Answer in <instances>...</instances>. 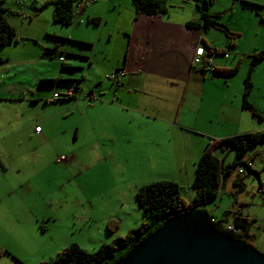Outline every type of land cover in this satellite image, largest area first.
<instances>
[{
	"label": "rangeland",
	"instance_id": "374dc122",
	"mask_svg": "<svg viewBox=\"0 0 264 264\" xmlns=\"http://www.w3.org/2000/svg\"><path fill=\"white\" fill-rule=\"evenodd\" d=\"M49 1L0 0L5 18L19 36L18 44L0 47V84H4L0 89L7 93L0 94V264H15L14 259L17 264H65L59 253L71 244L92 253L117 242L147 221L136 194L153 182H177L182 197L190 203L195 195L191 187L193 163L200 158L196 154L193 160L188 155L190 138L200 149L209 137L215 138L214 133H172L162 122L142 120L107 104H97L92 110L89 89L102 83L101 88L109 90L117 83L107 77L115 71L108 60L124 57L121 41L125 38L116 33V26L118 18L131 17V0H122L123 8L111 5L108 13L107 0H81L71 26L53 22ZM194 1L167 0L168 12L179 16L183 8L190 16L196 11ZM209 13L219 16L218 21L237 35L238 48L228 50L222 32L213 30L206 37L226 50L231 61L242 59L234 76L222 79L231 81L232 89H244L251 63L248 50L254 39L258 43L264 37V0H214ZM88 16L100 18L102 24H89ZM79 38L94 48L80 44ZM54 47L72 54L89 53L93 68L88 71L87 61L65 53L63 65L61 55L45 54ZM218 59L224 67H235V62H226L223 56ZM69 62L86 69L62 70ZM83 74L87 81L72 102H53L54 91L62 94L65 86L55 90L39 84L42 79L60 76L79 80ZM252 82L250 102L264 110V60L257 64ZM15 91L11 96L9 92ZM19 92H23L22 99L17 97ZM38 96L49 100L33 103ZM111 100L105 96L104 103ZM209 101L213 106L212 95L206 96ZM243 123L248 133L264 131L263 121L254 122L262 128L259 131L251 129L250 120ZM37 126L42 133L36 132ZM215 154L225 164L235 158L231 150L216 149ZM245 161L248 166L239 165L226 179L220 197L201 209L223 220L225 227L237 216L248 219L246 243L264 253V190H259L264 181V146L250 150ZM235 181L242 190L233 184ZM163 218L162 214L156 220ZM125 249L121 246L118 251Z\"/></svg>",
	"mask_w": 264,
	"mask_h": 264
},
{
	"label": "crops",
	"instance_id": "0c3cea01",
	"mask_svg": "<svg viewBox=\"0 0 264 264\" xmlns=\"http://www.w3.org/2000/svg\"><path fill=\"white\" fill-rule=\"evenodd\" d=\"M52 1H49L47 5H50ZM101 1L98 0L97 2ZM194 3L196 8L195 13H191L188 16L182 8L181 14L179 16L174 15L173 17L169 12L167 14L153 16L138 14L131 0V17L118 18L116 26V33L123 34L125 38L121 41V51L122 55L125 53L124 57L121 59L115 58L114 60H112V57L108 60L111 65V70L124 69L125 75L117 83H112L109 90L102 89V83L97 84L98 88L91 87L89 89L87 95L90 100L94 101L91 104L92 110L97 107V104H107L118 110L122 109L137 114L142 120H150L152 123L162 122L161 124L165 126V129L167 128L172 133H214L215 138L209 137L208 143L212 140H219L247 132L244 127L245 124L243 123L245 120L251 121V129L258 131L262 129L259 126H254L256 125L254 122H259L260 120L255 118L250 110L243 107L244 89H240L239 87L232 89L233 83L222 79L228 76L217 75L211 70L213 68L217 71H227L232 69V66L224 67L220 64L218 58L223 55L216 54V51L227 53L226 50H222L215 44H211L207 38L208 36L206 37V35L211 34L210 32L216 29L204 31L201 27L197 26L201 24V18L196 7L197 0ZM105 4L107 13L110 11L111 5L120 8H123L124 5L122 0H107ZM175 8L181 9L178 6ZM126 12L128 15V8ZM90 18L88 16L89 24L95 26L102 24L100 18H91L100 19L98 24L90 23ZM189 22L196 23V26L189 27ZM54 23L58 24L56 22ZM10 25L13 26L11 23ZM13 27L15 28V26ZM112 38L113 35L111 32L108 34V39L111 40ZM79 39V41H82L79 42L80 44L87 45L91 49L94 48L88 40ZM203 41L212 49V68L202 66L195 61L194 55L196 47L202 46L206 49ZM222 41L224 45L226 44L227 50L238 48L237 42L229 46L226 37ZM18 42L13 45L18 44ZM262 49H264V37L258 43L254 39L248 50L247 57H251L254 52ZM52 53L61 55L59 59L63 65L65 63V57L62 55L65 53V55L71 54L73 58L80 57L84 61H87L88 71L93 68L94 61L88 56L89 53L85 55L74 53V55L70 50H62L57 47L45 51L46 55L50 54L51 56ZM230 58L231 56L228 54V58H225L227 60L226 62L231 64L235 62V65L240 64L241 66L242 59L239 58L231 61ZM70 69L71 71L79 69L85 71L86 66L72 64L70 62L62 66V70ZM56 80H58L56 85L46 87L57 90L59 86L63 85L65 86V90L62 93L70 89L78 94L81 91L82 84L87 81V77L83 74L79 80L76 77H73V80H71L69 77L60 76ZM3 85L1 83L0 87ZM54 92L59 93L58 91ZM9 93L11 96H15L17 92ZM0 94L4 95L7 93L2 92L0 89ZM207 95H212L213 106H210V101L209 103L206 102ZM22 96L23 92H19L17 97L22 99ZM105 96L112 99L110 103H104ZM42 99L49 100L45 96H38L32 102L38 103ZM62 101L72 102L75 100L65 99ZM251 104L258 113L264 114V110H260L257 104ZM241 131L245 132L242 133ZM36 132L38 134L42 133L40 127H36ZM189 142L190 148L186 152L188 155L190 154L193 160L196 154L201 157L208 145L205 147L201 146L200 149V145L193 146L192 138H190ZM196 163H193L192 168L194 177ZM188 171L189 168H186V179L190 181ZM14 260L12 262L17 264L18 261L16 259Z\"/></svg>",
	"mask_w": 264,
	"mask_h": 264
},
{
	"label": "trees",
	"instance_id": "16d2710c",
	"mask_svg": "<svg viewBox=\"0 0 264 264\" xmlns=\"http://www.w3.org/2000/svg\"><path fill=\"white\" fill-rule=\"evenodd\" d=\"M81 0H54L50 5L54 7L53 20L63 26H71L76 18V5ZM133 6L138 14L144 15H163L167 14V0H132ZM214 0H197V10L200 14L201 24L197 25L202 30L216 29L221 31L229 46L234 45L237 35L218 21L219 16L209 13L210 6ZM5 9L0 6V47L11 46L19 41L17 30L10 25L4 16ZM90 23L98 24L100 19H89ZM189 27L196 26V23L189 22ZM204 42V41H203ZM206 49L212 52V49L204 42ZM56 51V50H54ZM216 54L220 53L218 50ZM250 69L247 77L244 79L243 107L250 110L255 118L264 122V114L258 113L249 101L253 90L252 71L264 60V49L254 52L251 55ZM240 64L227 71L212 70L215 74L221 76H234ZM58 83L56 79H42L39 81L41 86H54ZM73 99V98H72ZM57 99L53 102H57ZM259 146H264V131L240 134L212 140L208 143L203 155L200 157L195 167V177L191 185L195 192L193 199L189 202L182 197L181 186L172 180H162L153 182L141 187L136 194V199L144 211L147 221H144L136 230L130 232L128 236L120 238L117 242L101 246L98 250L89 253L83 250L77 244H71L59 253V259L65 264H113L119 259L125 257L132 249L141 243L147 236L159 229L167 220L173 217H180L183 214L203 208L204 204L216 201L224 187L226 179L232 175L233 171L239 165H247L245 161L246 154ZM231 150L235 152V158L230 164H225L223 159L215 154V150ZM241 190L243 186L239 182L233 183ZM261 184V183H260ZM259 190L263 191V185ZM164 218L159 221L156 218L159 215ZM209 214V219L218 231L232 236L234 239H240L246 242L248 238L249 222L248 219L235 217L231 226L235 231L229 230L228 226L221 219H215ZM148 219H154L149 223ZM227 222V221H226ZM124 246V252L119 253V247ZM119 255H118V253ZM38 264H56V262H41Z\"/></svg>",
	"mask_w": 264,
	"mask_h": 264
},
{
	"label": "water",
	"instance_id": "95a60500",
	"mask_svg": "<svg viewBox=\"0 0 264 264\" xmlns=\"http://www.w3.org/2000/svg\"><path fill=\"white\" fill-rule=\"evenodd\" d=\"M113 264H264V253L218 231L196 209L167 220Z\"/></svg>",
	"mask_w": 264,
	"mask_h": 264
},
{
	"label": "built area",
	"instance_id": "2783aa9c",
	"mask_svg": "<svg viewBox=\"0 0 264 264\" xmlns=\"http://www.w3.org/2000/svg\"><path fill=\"white\" fill-rule=\"evenodd\" d=\"M93 2H97L98 0H92ZM80 5L77 4L76 7L78 8ZM195 61L196 63L201 64L202 66H209L212 67V54L209 52L207 49H205L202 46H197L195 49ZM225 58H228V54H224ZM125 75V70L124 69H117L114 71L112 74L108 75V79L118 82L120 78H122ZM53 98L55 100L57 99H72L76 98V92L74 90H69L63 94L55 92L53 94ZM239 173H243V170H239ZM262 185H264V181L260 182ZM260 184V188H261ZM262 191V190H261ZM229 230L235 231L231 226L227 227Z\"/></svg>",
	"mask_w": 264,
	"mask_h": 264
},
{
	"label": "clouds",
	"instance_id": "9594fccd",
	"mask_svg": "<svg viewBox=\"0 0 264 264\" xmlns=\"http://www.w3.org/2000/svg\"><path fill=\"white\" fill-rule=\"evenodd\" d=\"M77 4H81V3H77ZM77 7H76V15H77ZM210 52V51H209ZM211 54H213L212 52H211ZM224 54H227V53H223L222 55L224 56ZM61 59H63V58H61ZM212 68V67H211ZM211 70H214L213 68L211 69ZM63 94V93H62ZM76 97H77V93H76ZM74 99V98H73ZM74 100H76V98L74 99Z\"/></svg>",
	"mask_w": 264,
	"mask_h": 264
}]
</instances>
